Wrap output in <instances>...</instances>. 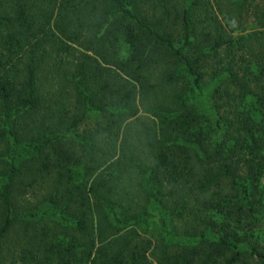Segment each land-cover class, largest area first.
<instances>
[{"label": "trees", "instance_id": "trees-1", "mask_svg": "<svg viewBox=\"0 0 264 264\" xmlns=\"http://www.w3.org/2000/svg\"><path fill=\"white\" fill-rule=\"evenodd\" d=\"M0 264H264V0H0Z\"/></svg>", "mask_w": 264, "mask_h": 264}, {"label": "rangeland", "instance_id": "rangeland-1", "mask_svg": "<svg viewBox=\"0 0 264 264\" xmlns=\"http://www.w3.org/2000/svg\"><path fill=\"white\" fill-rule=\"evenodd\" d=\"M39 187V186H38ZM38 187L33 189H30L27 193H29L28 195H26L27 193H21L22 195L18 197V199H20V203H22V205H27L28 202H33L35 199V196H37V194H39V189ZM33 190V191H32ZM26 191V190H25Z\"/></svg>", "mask_w": 264, "mask_h": 264}]
</instances>
